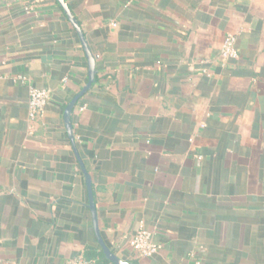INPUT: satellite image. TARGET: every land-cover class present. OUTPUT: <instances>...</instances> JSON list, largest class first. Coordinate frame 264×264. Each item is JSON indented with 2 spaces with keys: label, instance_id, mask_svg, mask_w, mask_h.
Segmentation results:
<instances>
[{
  "label": "crops",
  "instance_id": "crops-1",
  "mask_svg": "<svg viewBox=\"0 0 264 264\" xmlns=\"http://www.w3.org/2000/svg\"><path fill=\"white\" fill-rule=\"evenodd\" d=\"M64 1L95 61L70 134L76 29L57 0H0V264L104 255L99 239L125 264H264V0ZM29 85L50 93L34 119ZM140 228L150 257L127 244Z\"/></svg>",
  "mask_w": 264,
  "mask_h": 264
},
{
  "label": "built area",
  "instance_id": "built-area-1",
  "mask_svg": "<svg viewBox=\"0 0 264 264\" xmlns=\"http://www.w3.org/2000/svg\"><path fill=\"white\" fill-rule=\"evenodd\" d=\"M26 12H29V7H25ZM236 35L233 33H227L222 41L220 48V57L223 60L233 59L237 57V51L235 47ZM24 75H18L17 79L25 81ZM50 93L47 89L39 88L36 86H28V113L30 119H34L40 114L46 103L48 102ZM127 244L129 248L139 257H150L157 253L160 245L153 240V233L146 229H137L130 237L127 238ZM63 264H95L92 260L78 257L70 261H66Z\"/></svg>",
  "mask_w": 264,
  "mask_h": 264
},
{
  "label": "water",
  "instance_id": "water-1",
  "mask_svg": "<svg viewBox=\"0 0 264 264\" xmlns=\"http://www.w3.org/2000/svg\"><path fill=\"white\" fill-rule=\"evenodd\" d=\"M57 2L59 3V5L62 7L63 11L65 12L67 18L69 19V21L71 22V24L73 25V27L76 29L79 39L81 41V44L83 46V49L86 53L87 59H88V73H89V79L88 82L86 83V85L82 88V90L78 93V95H76L75 97H73V99L68 103V105L65 108V118H66V122H67V126H68V131L69 134L71 133V129H70V124H69V113L73 107V105L75 104L76 100L78 99L79 96H81V94H83L84 91H86L89 86L91 85L93 78H94V72H95V61H94V57L91 54L88 45L86 43V40L84 38V35L82 34V31L79 27V25L77 24L73 13L71 12L70 8L68 7L67 3L64 0H57ZM86 175V184H87V190H88V196H89V206L90 209L92 211V215L95 218L96 213L93 207V198H92V190H91V186H90V177L88 175L87 172H85ZM99 242L103 248V252L104 255L106 256L107 259H109L113 264H125L123 263L121 260H119L99 239Z\"/></svg>",
  "mask_w": 264,
  "mask_h": 264
},
{
  "label": "trees",
  "instance_id": "trees-1",
  "mask_svg": "<svg viewBox=\"0 0 264 264\" xmlns=\"http://www.w3.org/2000/svg\"><path fill=\"white\" fill-rule=\"evenodd\" d=\"M87 259L92 260L95 264H110V260L105 258L103 253L100 251L95 252V253H93V252L88 253Z\"/></svg>",
  "mask_w": 264,
  "mask_h": 264
}]
</instances>
